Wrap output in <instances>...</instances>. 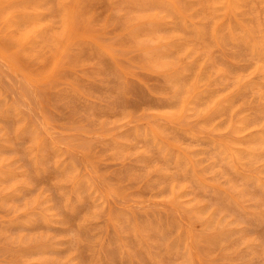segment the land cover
I'll use <instances>...</instances> for the list:
<instances>
[{
	"label": "rangeland",
	"instance_id": "rangeland-1",
	"mask_svg": "<svg viewBox=\"0 0 264 264\" xmlns=\"http://www.w3.org/2000/svg\"><path fill=\"white\" fill-rule=\"evenodd\" d=\"M0 264H264V0H0Z\"/></svg>",
	"mask_w": 264,
	"mask_h": 264
},
{
	"label": "bare ground",
	"instance_id": "bare-ground-1",
	"mask_svg": "<svg viewBox=\"0 0 264 264\" xmlns=\"http://www.w3.org/2000/svg\"><path fill=\"white\" fill-rule=\"evenodd\" d=\"M218 3V2H217ZM210 4V3H209ZM219 7H220V5H219ZM225 7V6H224ZM212 9V8H211ZM219 9H221V8H219ZM229 9V8H228ZM234 10V9H233ZM235 14V13H234ZM228 15V14H227ZM229 16V15H228ZM233 16V15H232ZM227 19V18H226ZM218 26V25H217ZM244 27V26H243ZM208 37V36H207Z\"/></svg>",
	"mask_w": 264,
	"mask_h": 264
}]
</instances>
